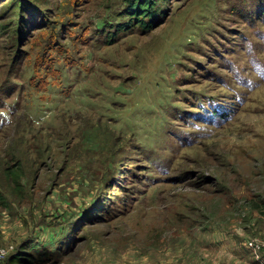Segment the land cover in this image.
Segmentation results:
<instances>
[{
	"label": "rangeland",
	"instance_id": "374dc122",
	"mask_svg": "<svg viewBox=\"0 0 264 264\" xmlns=\"http://www.w3.org/2000/svg\"><path fill=\"white\" fill-rule=\"evenodd\" d=\"M129 6L0 0V264H264V0Z\"/></svg>",
	"mask_w": 264,
	"mask_h": 264
},
{
	"label": "trees",
	"instance_id": "16d2710c",
	"mask_svg": "<svg viewBox=\"0 0 264 264\" xmlns=\"http://www.w3.org/2000/svg\"><path fill=\"white\" fill-rule=\"evenodd\" d=\"M129 11L135 12L139 17H142L141 19H137L138 25L146 26L148 23L144 20V18L153 16L155 17L158 13V8L156 7V0H130V6L128 7ZM264 12V9L262 10ZM263 15V14H262ZM145 16V17H144ZM156 19V18H155ZM154 19V20H155ZM152 20V21H154ZM157 22V21H156ZM109 36V35H108ZM17 169V168H16ZM12 170L8 168V174L13 177V179L18 182L19 179V172L17 170ZM20 184V183H18ZM4 196L0 191V203H4ZM17 258H14L16 260Z\"/></svg>",
	"mask_w": 264,
	"mask_h": 264
},
{
	"label": "built area",
	"instance_id": "2783aa9c",
	"mask_svg": "<svg viewBox=\"0 0 264 264\" xmlns=\"http://www.w3.org/2000/svg\"><path fill=\"white\" fill-rule=\"evenodd\" d=\"M4 249L5 248L0 247V258H2V255H4L7 251V249L6 250H4Z\"/></svg>",
	"mask_w": 264,
	"mask_h": 264
},
{
	"label": "bare ground",
	"instance_id": "6f19581e",
	"mask_svg": "<svg viewBox=\"0 0 264 264\" xmlns=\"http://www.w3.org/2000/svg\"><path fill=\"white\" fill-rule=\"evenodd\" d=\"M132 222V221H131Z\"/></svg>",
	"mask_w": 264,
	"mask_h": 264
}]
</instances>
